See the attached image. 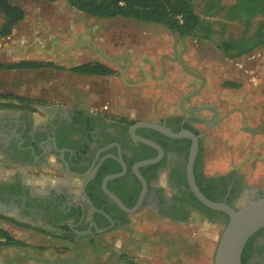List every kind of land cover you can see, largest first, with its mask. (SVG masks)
I'll use <instances>...</instances> for the list:
<instances>
[{"label":"flooded vegetation","instance_id":"obj_1","mask_svg":"<svg viewBox=\"0 0 264 264\" xmlns=\"http://www.w3.org/2000/svg\"><path fill=\"white\" fill-rule=\"evenodd\" d=\"M186 43V38L173 34L170 50L158 60L145 55L136 62L131 51L105 54L93 47L101 62L89 64L102 65L110 73L89 76L93 79L90 106L76 90L69 94V102L56 106L24 103L1 108L0 164L10 171L0 176L3 221L16 229L31 228L36 235L26 237L35 246L74 253L80 260L88 254L99 256L102 250L115 254L110 241L117 231L133 233L131 223L137 216H156L181 227L196 216L226 224L225 214L211 210L209 216L190 190L188 164L194 141L187 135L196 138L192 173L207 198L239 208L244 197L248 202L264 197V189L247 188L235 169L228 174L207 173L205 148L213 129L222 127L224 115L214 106L215 110L187 113L210 106L189 105L201 93L180 107L184 97L203 86L200 77L206 81L185 63ZM179 59L200 77L187 74ZM172 66L199 83L175 106L170 99L160 98L172 80ZM144 97L158 98L160 104L148 105ZM260 132L264 135V121ZM108 178L106 190L126 211L104 190ZM105 237L110 241L101 249ZM139 242L151 243L146 238ZM243 252L246 264H264V228L251 237Z\"/></svg>","mask_w":264,"mask_h":264},{"label":"rangeland","instance_id":"obj_2","mask_svg":"<svg viewBox=\"0 0 264 264\" xmlns=\"http://www.w3.org/2000/svg\"><path fill=\"white\" fill-rule=\"evenodd\" d=\"M209 1L192 0L195 12L202 18H205L203 10ZM10 2L23 9L25 19L17 25L11 36L0 40V65L29 61L50 66L39 70L0 69V95L8 98L1 100V103L7 106H24V103L56 106L59 102H69V94L76 90L85 95V104L90 106L89 93L93 79L71 70L101 62L93 47L104 50L105 54L131 51L135 62L145 55L158 60L160 54L171 47L173 33L159 25L122 18H94L75 11L66 0ZM205 19L225 23L223 14ZM262 19L264 17L255 19L250 29L240 21L227 23L224 34L245 43ZM220 29L216 27L218 33L211 40L186 38L188 49L184 57L189 68L206 78L201 94L189 105L214 106L224 115L222 127L213 129L205 148L206 171L211 175L228 174L247 157L255 156L258 159H250L237 171L244 177L247 188L264 189V159H261L264 158V135L260 132L264 121V46L241 58H228L219 49L223 40ZM170 79L171 83L163 88V97L160 98L170 99L175 103L174 106L182 95L191 92L199 84L178 66L171 67ZM98 84L102 87L104 80L100 78ZM143 91L145 93L146 90ZM143 101L148 105H154L156 101L157 105L160 104L158 98L147 100L144 97ZM2 167L8 170L5 165ZM225 225L196 216L189 226L183 228L156 216L145 217L138 239L141 241L146 238L151 243L144 242L132 249L142 252L141 264H163V256L169 254L171 258L172 253L174 256L177 254L181 264L183 261L189 264H199L200 261L201 264H213ZM17 229L22 234L36 235L32 234L34 231L31 228ZM189 236L195 241H191ZM117 241L112 242L117 250L126 247L131 249L130 241L124 240L122 245H118ZM36 246L41 250L47 248L45 245ZM199 248L202 250V260L193 259L191 255L185 257L181 253L185 249L198 252ZM204 250L207 251L205 263ZM196 256L200 255L197 253Z\"/></svg>","mask_w":264,"mask_h":264},{"label":"trees","instance_id":"obj_3","mask_svg":"<svg viewBox=\"0 0 264 264\" xmlns=\"http://www.w3.org/2000/svg\"><path fill=\"white\" fill-rule=\"evenodd\" d=\"M55 1V0H49ZM69 6L80 13L94 18L109 20L122 18L136 22L159 25L169 32L183 38L211 40L216 27L222 42L219 49L228 58H241L251 54L255 49L264 46V19L253 28V35L247 42H241L225 36L227 23L240 21L247 29L252 28V22L264 17V0H210L203 10L205 18H215L223 14L224 24L206 20L195 12L192 0H66ZM0 40L12 35L13 30L25 19V12L20 7L11 4L10 0H0ZM219 25V26H218ZM48 64L22 61L7 66L0 65L4 70H39L49 67ZM84 76L108 75L102 65L85 64L71 70ZM8 99L0 95V109L7 107L1 100ZM198 203V202H197ZM199 204V203H198ZM200 207H203L199 204ZM205 208V207H204ZM207 214L213 212L206 208ZM20 242L9 232L0 228V247L18 246ZM247 263L245 252L242 254V264Z\"/></svg>","mask_w":264,"mask_h":264},{"label":"water","instance_id":"obj_4","mask_svg":"<svg viewBox=\"0 0 264 264\" xmlns=\"http://www.w3.org/2000/svg\"><path fill=\"white\" fill-rule=\"evenodd\" d=\"M179 64L187 74L192 76H197L195 73L191 72L188 69V67L181 61V59H179ZM200 78L204 81L203 86L198 90H196L193 94L184 97L180 102L181 108L185 100L196 97L205 86L206 83L205 79L203 77ZM204 109L215 110L213 106H205L202 108H197L191 111H187V113H194ZM187 136L192 138L194 141V145L191 151L190 160L188 164V181L191 192L193 193L194 197L203 206H205L206 208L212 211L223 213L228 217V221L225 225V228L222 232V235L220 237V240L216 248L213 264H242V254L247 242L251 239V237H253V235H255L258 231L264 228V197L253 199L250 200L249 202L247 201L248 200L247 197H244L240 200L241 206L239 208H233L225 203L214 202L211 201L209 198H207L197 187L192 173L193 161L197 152L196 138H194L192 135H187ZM252 158H254V156L247 157L245 160L239 163L234 169L238 170L247 161H249ZM148 163L151 162H147L144 164H148ZM111 178H108L104 183V190L107 193L108 191L106 190L105 184ZM139 178L141 179L140 176ZM143 186L145 191L146 187L144 182H143ZM108 194L118 204L120 208L126 211V208L119 201V199H117V197H115L111 193ZM140 203H141V199L138 203V206L140 205Z\"/></svg>","mask_w":264,"mask_h":264},{"label":"crops","instance_id":"obj_5","mask_svg":"<svg viewBox=\"0 0 264 264\" xmlns=\"http://www.w3.org/2000/svg\"><path fill=\"white\" fill-rule=\"evenodd\" d=\"M2 166L3 165L0 164V175L2 174L8 175L10 172L9 169L6 170ZM146 217H150V216H146ZM3 219L4 218L1 217L0 215V228L9 232L14 239L20 242V245H18V247H0V264H141L142 263L141 262V259L143 257L142 252L136 249H132L133 246H139L141 244L139 242L140 240L138 239V235L141 233V229L143 227V221H144V217L141 218V216H137V218L134 219L131 223V228L133 230V233L129 234L124 231H117L115 233V238L113 240L110 241L108 237L104 238V242H102L100 245L101 249H104L106 244H108L110 241L111 246L115 249V254L112 255L110 253H106L105 250H102L99 256H96L94 254H88L84 259L81 260L80 257L78 258L77 256H75L74 253H70V252L57 251L55 249H45L43 252L36 251L34 249L36 248V246L32 244V242L28 239V237H26V234H22L18 229H15L8 222L3 221ZM187 226H189V224ZM187 226L183 228H186ZM189 238L190 240L193 239V241H195V238H191L190 236ZM116 239L118 240L117 241L118 245H122L124 240L128 242L130 241L131 249L126 247L125 249L117 250L115 248L116 246L112 245V242ZM165 245H169V244L166 243ZM19 246L26 247L27 250L24 249L23 251H21ZM192 248L195 249V246H193ZM194 249L192 250L189 249V251L185 249L181 253L185 257L191 255L193 259L202 260V250L199 248L198 252H196L197 250ZM179 253L180 252H178V254ZM197 253L200 256L197 257L196 256ZM172 255L173 257L171 256V258L169 254L163 256V258H165L163 264H181L178 261L179 258L176 256L177 254L175 253L174 256V254L172 253ZM203 261L204 263L207 261L206 250L203 251ZM185 262L186 261H183L182 264H189ZM199 264H201V261L199 262Z\"/></svg>","mask_w":264,"mask_h":264}]
</instances>
